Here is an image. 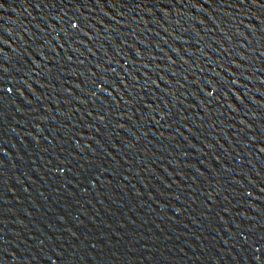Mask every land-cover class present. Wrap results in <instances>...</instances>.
Returning a JSON list of instances; mask_svg holds the SVG:
<instances>
[{"label": "water", "instance_id": "95a60500", "mask_svg": "<svg viewBox=\"0 0 264 264\" xmlns=\"http://www.w3.org/2000/svg\"><path fill=\"white\" fill-rule=\"evenodd\" d=\"M0 264H264V0H0Z\"/></svg>", "mask_w": 264, "mask_h": 264}]
</instances>
